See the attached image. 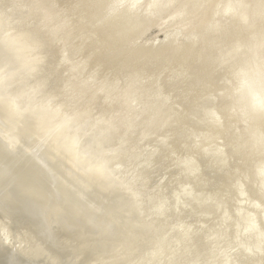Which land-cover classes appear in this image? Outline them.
<instances>
[{"label": "rangeland", "instance_id": "rangeland-1", "mask_svg": "<svg viewBox=\"0 0 264 264\" xmlns=\"http://www.w3.org/2000/svg\"><path fill=\"white\" fill-rule=\"evenodd\" d=\"M132 1L0 0V264H264V1Z\"/></svg>", "mask_w": 264, "mask_h": 264}, {"label": "bare ground", "instance_id": "bare-ground-1", "mask_svg": "<svg viewBox=\"0 0 264 264\" xmlns=\"http://www.w3.org/2000/svg\"><path fill=\"white\" fill-rule=\"evenodd\" d=\"M89 1H90V0H89ZM97 1H98V0H97ZM129 1H130V0H129ZM155 1H156V0H155ZM160 1H161V0H160ZM160 1H159V2H160ZM165 1H168V0H165ZM165 1H161L160 4H162V2H164V3H163V5H164V4H165ZM203 1H204V0H203ZM209 1H210V0H209ZM211 1H212V0H211ZM213 1L215 2V0H213ZM213 1H212V2H213ZM219 1H220V0H219ZM222 1H223V0H222ZM238 1H239V0H238ZM240 1H241V0H240ZM244 1H245V0H244ZM247 1H248V0H247ZM263 1H264V0L261 1V5H260V3H259L260 6H263V5H264V2H263ZM114 2H115V1H114ZM114 2H113V3H114ZM133 2L136 3L135 0L132 1V3H133ZM169 2H170V1H169ZM171 2H172V1H171ZM198 2H199V0H198ZM214 2H213V4H214ZM217 2H218V1H217ZM220 2H221V1H220ZM220 2H219V3H220ZM228 2H229V1H228ZM228 2H226V0H225V3H224V2H222V3H224L225 5L232 4V8H231V9L234 10V9H233V8H234L233 5L235 4V3H234L235 1L233 2L234 4H233V3H228ZM242 2H243V1H242ZM242 2L240 3V5L242 4ZM251 2H253V1H251ZM262 2H263V5H262ZM99 3H100V2H99ZM106 3H107V2H106ZM122 3H124V2H122ZM135 3H134V4H135ZM155 3H156V2H155ZM206 3H208V2L206 1ZM210 3H211V2H210ZM222 3H221V4H222ZM227 3H228V4H227ZM236 3H237V2H236ZM244 3H245V2H243V4H244ZM253 3H254V5L256 4L255 2H253ZM100 4H101V3H100ZM115 4H116V3H115ZM115 4H114V5H115ZM118 4H119V3H118ZM134 4H133V6H134ZM137 4H138V6H139V0H137ZM157 4H159V3H157ZM157 4H156V5H157ZM160 4H159V5H160ZM169 4H171V3H169ZM169 4H168V5H169ZM217 4H218V3H217ZM221 4H220V6H221ZM245 4H246V3H245ZM250 4H251V3H250ZM257 4H258V3H257ZM257 4H256V6H257ZM107 5H108V4H107ZM135 5H136V4H135ZM159 5H158V6H159ZM166 5H167V4H166ZM168 5H167V6H168ZM211 5H212V4H211ZM248 5H249V4L247 3L246 6H248ZM254 5H253V6H254ZM119 6H120V5H119ZM170 6H172V5H170ZM220 6H218V7L216 6V7L219 8ZM222 6H223V4H222ZM235 6H237V5H235ZM256 6H255V7H256ZM260 6H259V7H260ZM114 7H115V6H114ZM129 7H130V6H129ZM164 7H165V6H164ZM224 7H225V6H224ZM237 7H238V9H237ZM237 7H236V9L239 10V6H237ZM240 7H241V6H240ZM249 7H251V6H249ZM255 7H254V8H255ZM259 7H256V9H258ZM101 8H102V7H101ZM112 8H113V7H112ZM116 8H117V7H116ZM167 8L169 9V7H167ZM167 8H166V9H167ZM217 8H214V9H215V10H214L215 12H216V9H217ZM220 8H221V7H220ZM225 8H226V10H227V8H229V7L226 6ZM242 8H243V11H244V10H245V11H247V10L249 11L248 7H246L247 9H244V8H245V5H243ZM251 8H253V7H251ZM133 9H134V8H133ZM133 9H132V10H133ZM135 9H136V8H135ZM135 9H134V10H135ZM156 9H159V8H157V6H156ZM208 9H209V8H208ZM211 9H212V8H211ZM259 9L262 10L261 7H260ZM259 9L256 10V11L253 9L254 12L257 13V15H258L259 12L263 13V10L260 11ZM263 9H264V8H263ZM123 10H124V9H123ZM128 10H129V9H128ZM132 10L129 11V12H132ZM161 10H162V9H161ZM218 10H219V9H218ZM220 10H221V9H220ZM220 10H219V11H220ZM223 10H225V9H222V11H223ZM240 10H241V9H240ZM251 10H252V9H250V11H251ZM98 11H99V9H98ZM112 11H113V10H112ZM115 11H116V10H115ZM125 11H126V10H124V12H125ZM135 11H136V10H135ZM158 11H159V10H158ZM163 11H164V10H163ZM209 11H210V10H209ZM234 11H235V10H234ZM243 11L241 10L240 12H242V14H245V16L248 15V17H247L248 20H247V22L244 23V24H247L248 22H249V23L252 22L251 20L253 19V17H252V19L249 18V16H250L249 13H250V12L248 13V11H247L248 14H246V13H244L245 11H244V12H243ZM257 11H259V12H257ZM113 12H114V11H113ZM122 12H123V11H122ZM129 12H127V13H129ZM212 12H213V9H212ZM226 12H228V11H226ZM252 12H253V11H252ZM254 12H253V14H254ZM100 13H101V12H100ZM209 13H210V12H209ZM220 13H221V12H220ZM237 13H238V15H241V13H239L238 11H237ZM261 13H260V14H261ZM132 14L134 15V12H133ZM132 14H131V15H132ZM146 14H147V13H146ZM148 14H149V13H148ZM203 14H204V11H203ZM203 14H202V15H203ZM207 14H208V12H207ZM221 14H222V15L224 14V17L226 16L227 19H228V17L231 16V13H230V16H229V15H226L225 13H221ZM232 14H233V13H232ZM234 14H235V12H234ZM122 15H123V14H122ZM125 15H127V14H125ZM149 15H151V14H149ZM205 15H206V14H205ZM209 15H210V14H209ZM209 15H208V16H209ZM211 15H212V16H211ZM211 15H210L209 17H211V19H212L213 17H215L216 13H215V15H214L213 13H211ZM213 15H214V16H213ZM238 15H237V17H236L235 15H233L234 17H233V16H232V17H233L234 19H235V18H236V19L239 18V19L241 20V18H242L243 16L241 15L242 17H241V16L238 17ZM255 15H256V14H254V18H255ZM262 15H263V17H262ZM262 15H259V16H260V19H261V17H262V19L264 18V13H263ZM128 16H129V15H128ZM151 16H153V15H151ZM208 16H207V17H208ZM118 17H119V16H118ZM205 17H206V16H205ZM209 17H208V18H209ZM222 17H223V16H221V18H222ZM226 17H225V19H226ZM232 17H231V18H232ZM240 17H241V18H240ZM85 18H86V17H85ZM125 18H126V17H125ZM127 18H131V17H127ZM136 18H137V16H136ZM148 18L150 19V17H148ZM148 18H147V19H148ZM186 18H187V17H186ZM186 18H185V20H186ZM193 18H195V17H193ZM199 18H200V17H199ZM202 18H204V17H202ZM231 18H230V19H231ZM81 19H82V18H81ZM106 19H107V18H106ZM112 19H113V18H112ZM205 19L207 20V18H205ZM211 19H209V20H211ZM215 19H216V18H215ZM230 19H229V20H230ZM249 19H251V20L249 21ZM95 20H96V19H95ZM124 20H125V19H124ZM135 20H136V19H135ZM202 20H203V19H202ZM206 20H205V21H206ZM209 20H208V21H209ZM213 20H214V18H213ZM240 20L238 21V19H237V21L239 22V24H242V25H243V23H242L243 19H242V21H240ZM253 20H254V19H253ZM255 20H256V18H255ZM80 21H81V20H80ZM115 21H116V20H115ZM125 21H126L125 23H127V21H130V20H125ZM137 21H139V19H138ZM143 21H144V20H143ZM214 21H215V20H214ZM245 21H246V19L244 20V22H245ZM257 21H258V20H257ZM49 22H50V21H49ZM130 22H131V21H130ZM132 22H135V21L132 19ZM132 22H131V23H132ZM203 22H204V20H203ZM203 22L201 21V23H203ZM228 22H229V21H227L226 23H228ZM238 22H237V23H238ZM253 22H254V21H253ZM263 22H264V20H263ZM84 23H85V21L83 22V24H84ZM105 23H106V22H105ZM136 23H137V22H136ZM139 23L142 24V22H139ZM183 23H184V22H183ZM193 23H195V22H193ZM196 23H198V21H197ZM211 23H213V21H211ZM215 23H216V22H215ZM215 23L213 24L214 26H215ZM234 23H235V22H234ZM249 23H248V24H249ZM256 23H257V22L255 21V24H256ZM259 23L261 24L260 20H259ZM49 24H50V23H49ZM51 24H52V23H51ZM51 24H50V25H51ZM140 24H139V25H140ZM180 24H182V23H180ZM189 24H191V21H190ZM189 24H188V25H189ZM204 24H205V23H204ZM206 24H207V23H206ZM209 24H210V23H209ZM219 24H220V22H219L218 24H216V27H217V25H219ZM232 24H233V23H232ZM232 24H231L230 26H232ZM248 24L245 25V26L248 27ZM250 24L253 25L252 23H250ZM255 24H254V25H255ZM260 24H259V25H260ZM87 25H88V24H87ZM117 25H118V24H117ZM121 25H122V24H121ZM135 25H136V24H135ZM135 25H134V26H135ZM197 25H198V24H197ZM199 25H200V24H199ZM202 25H203V24H202ZM210 25H211V24H210ZM220 25H221V24H220ZM223 25H224V23H223ZM254 25H253V26H254ZM261 25H262V24H261ZM261 25H260V26H261ZM263 25H264V23H263ZM118 26H119V25H118ZM128 26H129V25H128ZM128 26H126V27H128ZM141 26H142V25H141ZM144 26H145V25H144ZM146 26H147V25H146ZM203 26H204V25H203ZM203 26H202V27H203ZM221 26H222V25H221ZM243 26H244V25H243ZM249 26H250V25H249ZM256 26H257V25H256ZM98 27H99V26H98ZM137 27H138V26H137ZM188 27L191 28V26H188ZM198 27H199V26H198ZM202 27H201V28H202ZM210 27H211V26H210ZM216 27H214V30H215ZM254 27H255V26H254ZM80 28H81V27H80ZM83 28H84V27H83ZM102 28H103V27H102ZM130 28H131V27H130ZM130 28H129V29H130ZM132 28H133V27H132ZM135 28H136V27H135ZM135 28H134V29H135ZM140 28H141V27H140ZM220 28H221V27H220ZM223 28H224V26H223ZM228 28H229V27H228ZM235 28H236V27H235ZM241 28H242V27H241ZM252 28H253V27H252ZM256 28H257V27H256ZM263 28H264V26H263L261 29H263ZM115 29H116V28H115ZM126 29H127V28H126ZM126 29H125V30H126ZM129 29H128V30H129ZM141 29H142V28H141ZM141 29H140V30H141ZM193 29H194V26H193ZM209 29H210V28H209ZM211 29H213V28H211ZM254 29H255V28H254ZM128 30H127V31H128ZM137 30H138V29H137ZM186 30H187V29H186ZM202 30H203V29H202ZM218 30H219V28H218ZM218 30H217V32H218ZM211 31H212V30H211ZM215 31H216V30H215ZM231 31H232V30H231ZM235 31H236V30H235ZM256 31H258V29H257ZM104 32H105V31H104ZM124 32H125V31H124ZM130 32H131V31H130ZM198 32H199V31H198ZM207 32H208V31H207ZM209 32H210V30H209ZM236 32H237V31H236ZM259 32H260V31H259ZM262 32H263V31H262ZM117 33H118V32H117ZM212 33H213V32H212ZM239 33H240V31H239ZM245 33H246V31H245ZM256 33H257V32H256ZM115 34H116V33H115ZM119 34H120V33H119ZM126 34H127V33H126ZM132 34H133V33H132ZM209 34H210V33H209ZM236 34H237V33H236ZM247 34H248V33H247ZM247 34H246V35H247ZM249 34H251V33H249ZM254 34H255V33H254V30H253V33H252L253 37H252V38H255V37H256V36H254ZM257 34H258V33H257ZM262 34H263V33H262ZM262 34L257 35L258 39L260 38V37H259L260 35L262 36ZM128 35H129V34H128ZM189 35H190V34H189ZM239 35H240V34H239ZM255 35H256V34H255ZM113 36H114V34H113ZM116 36H117V35H116ZM200 36H201V35H200ZM206 36H207V35H206ZM231 36H232V35H231ZM235 36H236V35H235ZM235 36H234V37H235ZM263 36H264V35H263ZM263 36H262V37H263ZM129 37H130V36H129ZM202 37H205V36H202ZM202 37H201V38H202ZM249 37H251V35H249ZM262 37H261V38H262ZM189 38H191V37L189 36ZM196 38H197V37H196ZM230 38H231V37H230ZM237 38L239 39V38H241V36H240V37H237ZM246 38H248V37L246 36ZM118 39H119V38H118ZM191 39H192V38H191ZM238 39H236V40H238ZM249 39H250V38H249ZM124 40H126V39H124ZM124 40H123V41H124ZM198 40H199V39H198ZM247 40H248V39H247ZM251 40H253V39H251ZM251 40H250V42H251ZM254 40H255V39H254ZM261 40H262V39H261ZM263 40H264V39H263ZM119 41H120V40H119ZM194 41H195V40H194ZM203 41H204V40H203ZM208 41H209V40H208ZM215 41H216V40H215ZM241 41H242V40H241ZM98 42H100L99 39H98ZM230 42H231V41H230ZM233 42H234V41H233ZM236 42H237V41H236ZM239 42H240V41H239ZM248 42H249V40H248ZM250 42H249V43H250ZM259 42H260V41H259ZM124 43H125V42H124ZM124 43H123V44H124ZM189 43H190V42H189ZM193 43H194V42H193ZM199 43H200V42H199ZM237 43H238V42H237ZM237 43H236V46H237ZM251 43H253V41H252ZM257 43H258V42H257ZM263 43H264V41H262V44H263ZM223 44H224V43H223ZM230 44H231V43H230ZM233 44H234V43H233ZM238 44H239V43H238ZM241 44H242V42H241ZM260 44H261V42H260ZM194 45H195V44H194ZM196 45H197V43H196ZM255 45H256V44H255ZM263 45H264V44H263ZM263 45H261V46L263 47ZM191 46H192V45H191ZM211 46H212V45H211ZM230 46H231V45H230ZM239 46H240V45H239ZM241 46H242V45H241ZM243 46H245V44H244ZM257 46H258V45H256V48H257ZM208 47H209V46H208ZM217 47H218V46H217ZM245 47H246V46H245ZM252 47H254V43H253V45L251 46V48H252ZM262 47H261V48H262ZM202 48H204V47H202ZM211 48H212V47H211ZM237 48H238L239 50H241V48H239L238 46H237ZM249 48H250V47H249ZM254 48H255V47H254ZM254 48H252V49H254ZM256 48H255V49H256ZM219 49H220V48H219ZM226 49L228 50V48H226ZM229 49H230V48H229ZM233 49H234V48H233ZM233 49H232V50H233ZM255 49H254V52L256 51ZM257 49H258V48H257ZM262 49H264V48H262ZM262 49H260V45H259V50H261L260 53H259V55L262 53ZM227 50H225V51H227ZM230 50H231V49H230ZM234 50H236V49H234ZM246 50H247V48H246ZM128 51H129V50H128ZM128 51H127V52H128ZM164 51H165V50H164ZM206 51H207V49H206ZM222 51H223V50H222ZM161 52H162V51H161ZM180 52H181V51H180ZM220 52H221V51H220ZM240 52H241V51H239L238 53H240ZM242 52H243V51H242ZM246 52H247V51H246ZM256 52H257V51H256ZM258 52H259V51H258ZM258 52H257V54H255V53H254V54H255L256 56H258ZM153 53H154V52H153ZM165 53H166V52H165ZM203 53H204V52H203ZM216 53H217V52H216ZM216 53H215V54H216ZM224 53H225V52H224ZM228 53H229V55H230L231 51H230V52H227V54H226V55H227L226 58H227V57L229 58ZM233 53L235 54L234 51H233ZM238 53H237V51H236V54H238ZM156 54H157V53H156ZM201 54H202V53H201ZM220 54H221V53H220ZM222 54H223V53H222ZM242 54H243V53H242ZM245 54H247V53H245ZM245 54H244V57H243V58H245V56H246ZM248 54H250V53L248 52ZM184 55H185V54H184ZM224 55H225V54H224ZM224 55H223V56H224ZM238 55H239V54H238ZM251 55H253V52L251 53ZM251 55H250V56H251ZM102 56H103V55H102ZM102 56H101V57H102ZM149 56H150V55H149ZM174 56H175V55H174ZM196 56H197V55H196ZM196 56H195V57H196ZM216 56H217V54H216ZM223 56H221V57H223ZM231 56H234V55H230V58H233V57H231ZM240 56H241V55H240ZM250 56H248V57H250ZM253 56H254V55H253ZM262 56L264 57V55H262ZM262 56L260 55L259 57H261V59H262ZM150 57H151V56H150ZM156 57H158V56H156ZM218 57H219V56H218ZM224 57H225V56H224ZM224 57H223V59H224ZM235 57H237V56H235ZM184 58H185V57H184ZM205 58H206V57H205ZM215 58H216V57H215ZM215 58H214V59H215ZM237 58H238V57H237ZM241 58H242V57H241ZM254 58H256V57L254 56ZM254 58H253V59H254ZM257 58H258V57H257ZM257 58H256V59H257ZM152 59H153V58H152ZM217 59H218V58H217ZM248 59H250V58H248ZM256 59H255V60H256ZM258 59H259V58H258ZM153 60H154V59H153ZM235 60H236V59H235ZM238 60L241 61L242 59H238ZM255 60H254V61H255ZM259 60H260V59H259ZM259 60H258V61H259ZM209 61H210V60H209ZM213 61H215V60H213ZM228 61H232V60H229V59H228ZM243 61H246V60L243 59ZM243 61H242V62H243ZM258 61H256V62L259 63ZM236 62H237V64H240V62L238 63L237 60H236ZM242 62H241V65H242ZM246 62H247V61H246ZM149 63H150V62H149ZM220 63H221V62H220ZM222 63H224V62H222ZM253 63H255V62H253ZM139 64H140V63H139ZM227 64H228V63H227ZM233 64H234V62H233ZM248 64H249V63H248ZM222 65H223V64H222ZM230 65H231V64H230ZM241 65H240V68H241ZM243 65H244V64H243ZM249 65H250V64H249ZM256 65H257V64H256ZM224 66H225V65H224ZM235 66H236V65H235ZM244 66H246V64H245ZM253 66H254V65H253ZM209 67H210V66H209ZM232 67H233V66H232ZM236 67H237V66H236ZM250 67H251V66H250ZM206 68H207V66H206ZM217 68H218V67H217ZM217 68H216V69H217ZM220 68H221V67H220ZM244 68H245V67H244ZM202 69H203V68H202ZM231 69H232V68H231ZM246 69H247V68H246ZM206 70H207V69H206ZM232 70H233V69H232ZM216 71H217V70H216ZM218 71H219V70H218ZM242 71H243V70H242ZM249 71H251V69H249ZM199 72H200V71H199ZM197 73H198V72H197ZM236 73H237V72H236ZM234 74H235V73H234ZM246 74H247V73H246ZM248 74H249V73H248ZM251 74H252V73H251ZM200 75H202V74H200ZM235 75H236V74H235ZM242 76H243V75H242ZM213 77H214V76H213ZM228 77H229V76H228ZM252 77H253V76H252ZM224 78H225V77H224ZM235 78H236V76H235ZM232 79H233V77H232ZM236 79H237V78H236ZM241 79H242V78H241ZM249 79H250V78H249ZM213 80H214V79H213ZM238 80H239V79H238ZM224 81H225V80H224ZM230 81H231V80H230ZM234 81H235V80H234ZM252 81H253V78L249 81V80H247V78L244 76L243 81H241L242 83L239 84L238 91H240V93H241V92H243L246 88H250V87L252 86ZM206 82H207V81H206ZM236 82H237V81H236ZM239 82H240V81H239ZM239 82H238V83H239ZM221 83H222V82H221ZM223 83H224V82H223ZM230 84H231V83H230ZM198 85H199V84H198ZM215 85H216V84H215ZM231 85H232V84H231ZM237 85H238V84H237ZM237 85H236V87H237ZM209 86H210V85H208V87H209ZM229 86H230V85H229ZM203 87H204V86H203ZM234 88H235V86H234ZM201 89H202V88H201ZM214 89H215V88H214ZM234 90H236V88H235ZM234 90H233V91H234ZM208 91H209V89H208ZM197 92H198V91H197ZM202 92H203V91H202ZM206 93H207V91H206ZM211 93H212V91H211ZM233 93H235V91H234ZM240 93H237V92H236V94H240ZM212 94H213V93H212ZM221 94H222V93H221ZM199 95H200V94H199ZM202 95H203V94H202ZM202 95H201V96H202ZM205 95H206V94H205ZM234 95H235V94H234ZM208 96H209V95H208ZM231 96H233V95H231ZM235 96H236V95H235ZM235 96H233V98H235ZM196 98H197V97H196ZM198 98H199V97H198ZM200 98H201V97H200ZM237 98H238V97H237ZM202 99H203V97H202ZM209 99H210V98H209ZM235 99H236V98H235ZM235 99H234V100H235ZM206 101H207V100H206ZM212 101H213V100H212ZM238 101H239V100H238ZM215 102H216V101H215ZM234 103L236 104V101H235ZM237 103H238V102H237ZM238 104H239V103H238ZM238 104H237V105H238ZM242 104H243V105H246V104H244V103H242ZM242 104H239V105H242ZM212 105H213V103H212ZM237 105H236V106H237ZM197 106H198V105H197ZM246 106H247V105H246ZM216 107H217V106H216ZM237 107H238V106H237ZM240 107H241V106H240ZM240 107H238V109H239ZM242 107H244V106H242ZM199 108H200V107H199ZM233 108H234V107H233ZM246 108H247V107H246ZM248 108H249V107H248ZM236 109H237V108H236ZM198 110H199V109H198ZM212 110L214 111V109H212ZM233 110H235V109H233ZM233 110H232V111H233ZM240 110H241V108H240ZM248 110L250 111V109H247V112H248ZM251 110H252V109H251ZM213 111H212L211 113H214ZM227 111H228V110H227ZM243 111H245L244 108H243ZM233 112H234V111H233ZM237 112H238V111H237ZM250 112H251V114L254 113L256 116H259L260 114H262V113H260V112H254L253 110L250 111ZM250 112H249V113H250ZM235 113H236V112H235ZM241 113H242V112H241ZM244 113H245V112H244ZM239 114H240V112H239ZM251 114H250V115H251ZM192 115H193V113H192ZM199 115H200V114H199ZM210 115H211V114H210ZM236 115H237V114H236ZM252 115H253V114H252ZM195 116H196V115H195ZM209 117H210V116H209ZM213 117H214V115H213ZM236 117H238V115H237ZM253 117H255V116H253ZM253 117H252V118H253ZM260 117H261V116H260ZM206 118H207V117H206ZM210 118H211V117H210ZM253 119H255V118H253ZM256 119H257V118H256ZM256 119H255V120H256ZM258 119H259V117H258ZM218 121H219V120H218ZM257 121H258V120H257ZM212 122H213V121H212ZM242 122H243V121H242ZM263 122H264V121H263ZM263 122H262L261 124H263ZM209 123H210V122H209ZM245 123L247 124V122H245ZM211 125H212V124H211ZM244 125H245V124H244ZM216 126H217V124H216ZM222 126H223V125H222ZM259 126H261V125H259ZM205 127H206V126H205ZM213 127H214V126H213ZM249 127H250V125H249ZM263 127H264V126H263ZM263 127H262L261 129H263ZM206 128H207V127H206ZM259 128H260V127H259ZM223 129H224V128H223ZM251 129H252V128H251ZM221 130H222V128H221ZM238 131H239V130H238ZM260 131H261V130H260ZM262 131H264V130H262ZM219 133H220V132H219ZM262 133H263V132H262ZM262 133H261V134H262ZM201 134H202V133H201ZM204 134H205V133H204ZM210 134H211V133H210ZM233 135H234V134H233ZM258 135H259V134H258ZM263 135H264V134H262L261 136H263ZM200 137H201V136H200ZM263 137H264V136H263ZM259 138H260V137H259ZM240 139H241V138H240ZM260 139H262V138H260ZM258 140H259V139H258ZM262 140H264V139H262ZM259 141H260V140H259ZM211 142H212V141H211ZM211 142H210V143H211ZM259 143L261 144L262 142L260 141ZM260 144H259V145H260ZM263 144H264V143H263ZM255 145H256V144H255ZM248 146H249V145H248ZM251 147H252V146H251ZM261 147H262V146H261ZM255 148H256V147H255ZM205 149H206V148H205ZM260 151H261V150H260ZM260 151H259V152H260ZM263 151H264V150H263ZM207 153H208V151H207ZM251 154H252V153H251ZM256 154H257V152H256ZM261 154H262V152H261ZM261 154H260V155H261ZM205 156H206V155H205ZM263 156H264V155H263ZM260 161H261V160H260ZM238 162H239V161H238ZM255 163H256V162H255ZM257 163H258V162H257ZM261 165H262V164H261ZM239 166H240V165H239ZM256 169H257V168H256ZM238 170H239V169H238ZM260 170H261V169H260ZM258 171H259V170H258ZM263 171H264V169H263ZM247 172H248V171H247ZM259 172H261V171H259ZM263 173H264V172H263ZM263 173H262V174H263ZM222 174H223V173H222ZM256 174H258V173H256ZM262 174L260 173V175H262ZM246 176H247V175H246ZM255 176H256V175H255ZM263 176H264V174H263ZM261 179H262V178H261ZM253 181H254V180H253ZM263 182H264V181H263ZM232 183H233V182H232ZM241 184H242V183H241ZM241 184H239V185H241ZM254 184H255V183H254ZM260 184H261V186H262V183H260ZM260 184H259V185H260ZM242 185H243V184H242ZM243 186H244V185H243ZM243 186H242V189L244 188ZM233 187H234V186H233ZM234 188H235V187H234ZM238 188H239V187H238ZM259 191H260V190H259ZM242 193H243V192H242ZM260 193H261V192H260ZM263 194H264V192H263ZM243 195H244V194H243ZM245 196H247V194H246ZM245 196H244V197H245ZM261 196H262V195H261ZM263 196H264V195H263ZM242 197H243V196H242ZM222 198H223V197H222ZM237 199H238V198H237ZM239 201H240V200H239ZM242 202H243V201H242ZM236 203H237V202H236ZM238 203H239V202H238ZM257 203H258V201H257ZM111 204H113V203H111ZM240 204H241V203H240ZM113 205H114V207H115L116 204L114 203ZM218 205H219V204H218ZM218 205H217V206H218ZM215 207H216V206H215ZM106 208H110V207H107V206H106ZM115 208H116V207H115ZM255 208H256V207H255ZM110 209L113 210L112 208H110ZM116 209H117V208H116ZM108 210H109V209H108ZM127 210H128V209H127ZM117 211H118V212H117V213H118L117 215H115V213H114V215L116 216V220H117V219H121V217H120V215H119V209H117ZM120 211H121V210H120ZM122 211H124V210H122ZM128 211H129V210H128ZM124 212H125V211H124ZM126 212H127V211H126ZM120 213H121V212H120ZM255 213H256V212H255ZM0 214H1V213H0ZM2 214H3V213H2ZM123 214H124V213H123ZM126 215H127V213H126ZM128 215H130V214H128ZM1 216H2V215H1ZM115 216H114V217H115ZM121 216L124 217V215H121ZM228 217H229V216H228ZM0 218H1V217H0ZM126 218H127V217H126ZM124 219H125V218H124ZM113 220H114L115 222L118 221V220L116 221L115 218H114ZM122 220H123V219H122ZM246 222H247V221H246ZM246 222H245V223H246ZM249 222H250V221H249ZM247 223H248V222H247ZM117 224H118V223H117ZM246 225H247V224H246ZM117 226H119V225H117ZM247 226H248V225H247ZM247 226H246V227H247ZM247 228H250V225H249ZM244 229H245V228H244ZM240 230H241V229H240ZM219 231H220V229H219ZM239 232H241V231H239ZM239 232H238V233H239ZM238 233H237V234H238ZM217 234H218V233H217ZM235 236H236V235H235ZM235 236H234V237H235ZM261 236H262V235H261ZM218 237H219V235H218ZM229 237H230V236H229ZM238 237H239V235H238ZM262 238H263V237H262ZM235 240H236V239H235ZM237 240H238V239H237ZM237 240H236V241H237ZM261 240H262V239H261ZM212 241H213V239H212ZM214 242H215V240H214ZM210 243H211V242H210ZM258 243H259V242H258ZM211 244H212V243H211ZM216 244H217V243H216ZM195 245H196V244H195ZM212 245H214V244H212ZM253 245H254V244H253ZM203 246H204V245H203ZM210 247H212V246L210 245ZM214 247L216 248V246H214ZM214 247H213V248H214ZM252 247H253V246H252ZM191 248H192V247H191ZM209 249H210V248H209ZM205 251H206V250H205ZM214 251H215V249H214ZM200 253H201V252H200ZM205 253L207 254V252H205ZM201 254H202V253H201ZM202 255H203V254H202ZM209 256H211L210 253H209ZM204 257H205V256H204ZM49 258L51 259V262H50L51 264H52V262H55V259H54L52 256L49 257ZM199 258H200V257H199ZM197 259H198V258H197ZM47 260L49 261V259H47ZM195 260H196V259H195ZM212 260H214V259H212ZM212 260H211V261H212ZM208 261H209V260H208ZM202 262H203V261H202ZM50 263H49V264H50ZM190 263H191V262H190ZM205 263H206V262H205ZM214 263H215V261H214ZM223 263H224V262H223ZM42 264H43V263H42ZM45 264H46V262H45ZM98 264H100V263H98ZM187 264H188V263H187ZM191 264H192V263H191ZM193 264H194V263H193ZM209 264H210V262H209Z\"/></svg>", "mask_w": 264, "mask_h": 264}, {"label": "clouds", "instance_id": "clouds-1", "mask_svg": "<svg viewBox=\"0 0 264 264\" xmlns=\"http://www.w3.org/2000/svg\"><path fill=\"white\" fill-rule=\"evenodd\" d=\"M252 72V86L238 94V100L247 104L254 112L264 113V58L253 67Z\"/></svg>", "mask_w": 264, "mask_h": 264}, {"label": "snow or ice", "instance_id": "snow-or-ice-1", "mask_svg": "<svg viewBox=\"0 0 264 264\" xmlns=\"http://www.w3.org/2000/svg\"><path fill=\"white\" fill-rule=\"evenodd\" d=\"M254 227H255V224L254 223L250 224V229L251 228H254Z\"/></svg>", "mask_w": 264, "mask_h": 264}]
</instances>
